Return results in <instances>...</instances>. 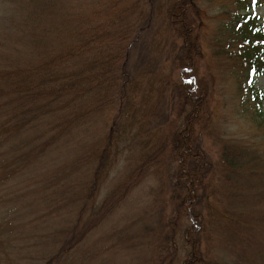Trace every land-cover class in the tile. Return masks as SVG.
I'll return each instance as SVG.
<instances>
[{"label":"rangeland","instance_id":"1","mask_svg":"<svg viewBox=\"0 0 264 264\" xmlns=\"http://www.w3.org/2000/svg\"><path fill=\"white\" fill-rule=\"evenodd\" d=\"M54 1L53 16L47 9L42 13L45 28L55 24L61 14L73 16L74 20L82 17L93 20L98 16L101 20L107 14L105 7L121 1L109 16L111 21L115 20L114 26L132 27L133 37L140 26L137 25L140 22L138 14L147 20L149 5L153 8L160 5L164 11L172 0ZM175 1L187 5L184 0ZM190 4L186 10L192 15L196 12L192 34L201 55L195 75L204 81L201 95L205 112L199 110L203 115L199 122L203 147L213 166L224 144L254 153L259 161L253 163L252 173L233 176L229 181L222 179L216 168V175L208 178L209 209L215 224L209 225V219L205 218L203 230L197 234L192 227L197 230L199 226L185 213L180 214L175 221L176 234L168 241L170 253L174 254L171 264H181L190 250L192 241L185 232L187 229L191 238L197 239L195 244L207 252V264H264V131L252 121L255 105L244 90L243 67L237 64L235 57L219 53V46L224 43L221 30L240 6L235 0H190ZM29 8V0H0V70L31 64L35 58L36 53L32 54L18 37L25 29V22L28 24ZM250 13L260 19V24L264 23V4L251 8ZM118 14L121 19L116 21ZM160 21L157 16L150 18L143 41L148 44L161 42L153 58L163 75L170 76L178 84L188 81L187 71L177 69L169 59L174 54H170L169 48L178 47L181 40L173 31L169 32L164 22L159 27ZM68 25L63 23L64 27ZM65 42V39L61 42L44 39L41 54L58 52ZM162 48L169 53L166 57L164 52L159 54ZM137 56L136 51L131 54L128 72L135 71L132 63ZM198 84L193 81L192 87L196 89ZM252 86L260 95L264 114V73L254 78ZM21 110L22 113L17 108L14 111L12 106L0 110V126L12 121L18 127L14 134H0V264H44L58 246L55 242L61 238L59 232L70 226L71 221L74 223L81 187L93 162L91 153L107 133L113 112L92 116L86 120V128L73 125L58 133L59 127L53 126L72 121L66 110L45 113L41 117H36V105L25 103ZM32 116L37 121L33 129L28 130L26 120ZM13 138L15 148L10 153ZM128 156V153L122 154L110 172L99 190L98 204L124 177L130 163L133 164ZM176 166L174 162L167 166L163 182L173 180ZM226 174L223 172V176ZM189 194L193 196L194 192ZM167 197L159 180L148 176L98 225L90 238L74 248L64 264H152L161 254L157 250L159 221L177 216L174 206L169 207ZM225 215L233 220L225 221Z\"/></svg>","mask_w":264,"mask_h":264},{"label":"trees","instance_id":"2","mask_svg":"<svg viewBox=\"0 0 264 264\" xmlns=\"http://www.w3.org/2000/svg\"><path fill=\"white\" fill-rule=\"evenodd\" d=\"M48 1L49 4H40L29 0L28 24L25 22V29L18 37L36 55L31 64L0 70V110L12 106L14 111L17 108L22 113L25 103L37 106L36 117L66 110L72 121L53 126L59 127L58 133L73 125L75 128H86L92 116L104 115L106 111H112L113 115L101 144L91 153L93 162L81 187L74 223L71 221L70 226L59 232L61 238L55 242L58 246L44 264L67 262L74 248L90 238L98 225L148 176L158 179L163 191L165 188L169 207L173 205V212L177 215L165 222L159 221L157 250L161 254L152 264H171L174 254L170 253L168 241L176 234L175 221L180 214L185 213L190 221L199 226L197 230L192 227L197 234L203 230L205 218L209 219V225L215 224L209 209L208 178L216 175L218 170L220 177L229 181L233 176L252 173L253 163L259 161L254 153L224 144L213 166L203 147L199 124L203 118L200 112H205L204 96L201 95L204 81L195 75L201 55L192 34L196 12L194 15L187 12L190 0H184L186 7L172 0L164 11H161L160 5L153 8L148 4L147 20L142 19L141 13L138 14L140 22L137 25L140 26L132 37V27L114 26L115 20L112 18L111 21L112 12L121 5V1L105 7L107 14L101 20L99 16L93 20L89 17L74 20L73 16L61 14L57 19L60 23L55 20V24L45 28L42 13L47 9L53 16L52 8L56 10L53 4L56 2ZM235 1L240 6L239 11L232 14L228 25L221 30L224 43L219 46V53L235 57L237 64L243 67L244 90L255 105L252 121L264 131L262 100L252 86L254 78L264 73V23L260 24V19L250 13L251 8L264 4V0ZM152 16L161 20L159 27L164 22L169 32L173 31L181 40L178 47L173 45L169 48L170 54L174 53L169 59L177 69L187 71L188 81L183 80L180 84L173 82L170 76L162 74L161 67L155 63L153 54L158 51L161 42L144 43L142 36ZM116 18L117 21L121 16L118 14ZM63 23L69 25L64 27ZM49 38L57 42L65 39L67 42L61 44L56 53L41 54L45 47L44 39ZM163 49L159 54L164 52L166 57L169 53ZM134 51L138 52V56L132 63L135 71L131 73L127 63ZM193 81L194 84L199 83L196 89L192 87ZM36 117L26 120L28 130L33 129ZM17 129V124L8 121L5 126H0V134H14ZM8 138L12 139V136L8 135ZM14 143L13 138L10 153L15 148ZM124 153L129 154L128 159L133 164L130 163L124 177L98 204L96 199L100 188ZM171 162L177 164L173 180L163 182ZM223 172L227 174L223 176ZM191 191L193 196L189 194ZM225 217L228 218V215ZM226 219L228 222L233 220ZM185 232L192 242L181 264H207V252L204 253L195 244L197 239L191 238L188 229ZM166 257L169 258L167 262Z\"/></svg>","mask_w":264,"mask_h":264}]
</instances>
